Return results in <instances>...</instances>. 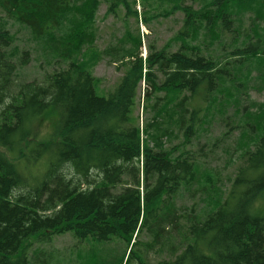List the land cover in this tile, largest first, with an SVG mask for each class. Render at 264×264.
I'll return each mask as SVG.
<instances>
[{"label":"trees","instance_id":"16d2710c","mask_svg":"<svg viewBox=\"0 0 264 264\" xmlns=\"http://www.w3.org/2000/svg\"><path fill=\"white\" fill-rule=\"evenodd\" d=\"M136 4L0 0V264H264V0H141L180 30L146 58L139 28L101 50L100 8L138 22ZM104 61L124 70L108 96ZM217 121L239 132L226 192L201 144ZM66 235L71 258L32 249Z\"/></svg>","mask_w":264,"mask_h":264},{"label":"rangeland","instance_id":"374dc122","mask_svg":"<svg viewBox=\"0 0 264 264\" xmlns=\"http://www.w3.org/2000/svg\"><path fill=\"white\" fill-rule=\"evenodd\" d=\"M136 10L138 11V22L136 18L130 17L126 20V10H119L117 15H111L108 18H105V13L107 6L103 5L98 13L97 25L99 27V40L97 42L98 47L103 50L110 44H116L117 40L122 38L126 30L130 28L133 32H136L139 28L142 35L143 47H142V56L146 58L149 56V45L154 44L158 50H160L166 42L175 35L176 32L182 27V20L184 14L181 12L176 13L174 16L168 19H159L153 22L146 24L143 21V7L141 5V0H136ZM191 3V1H189ZM197 7V5H195ZM25 31H23L19 38L25 39ZM21 40V41H22ZM174 49H177L175 47ZM34 60L32 63L26 67L22 73L27 75L29 80L41 78L43 71L40 69L41 63L44 61L41 57V54L38 51L33 52ZM44 69H50L46 64H44ZM124 73L123 69H118L116 65H110L106 61L101 62L96 68L95 75L102 79V85L100 89H97V93L100 96H108L110 91L114 90V87L119 83L122 75ZM146 87V84H142V90L139 96V99L142 103V98L144 96L143 89ZM252 99L257 101H263L264 96L262 94L251 91ZM142 117V104L137 110ZM233 114V111L230 112ZM239 117H233V122H238ZM57 116L56 114H50L38 124L36 128V133L38 136H44L49 133L55 122ZM234 124V123H233ZM230 128L227 127L225 123L219 121L215 122L214 125L210 128L209 133H207L202 139L201 144H205V150L209 152L211 157L212 166H218L221 174V183L223 184V190L226 192L228 188H231V182L229 179H234L235 175L238 172L241 161L236 160V156L233 155L236 139L239 137L238 130L233 131L228 137H224V134ZM217 144V145H216ZM216 146V147H214ZM230 157L233 160L234 164L230 165ZM221 185V184H220ZM222 187V185H221ZM206 196L200 195V200ZM206 204V202H205ZM255 210L261 216H264V199L257 201L255 204ZM76 244V241L70 235L58 237L51 245H34L32 249H49V250H62L66 254L67 258H71V249ZM159 258L153 257V262ZM131 264H138L137 260H132Z\"/></svg>","mask_w":264,"mask_h":264}]
</instances>
